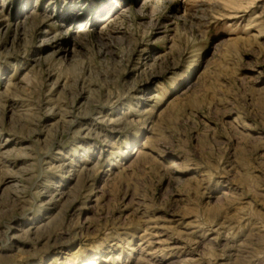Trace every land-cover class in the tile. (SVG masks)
<instances>
[{"label":"rangeland","instance_id":"rangeland-1","mask_svg":"<svg viewBox=\"0 0 264 264\" xmlns=\"http://www.w3.org/2000/svg\"><path fill=\"white\" fill-rule=\"evenodd\" d=\"M0 264H264V0H0Z\"/></svg>","mask_w":264,"mask_h":264},{"label":"bare ground","instance_id":"bare-ground-1","mask_svg":"<svg viewBox=\"0 0 264 264\" xmlns=\"http://www.w3.org/2000/svg\"><path fill=\"white\" fill-rule=\"evenodd\" d=\"M74 209V208H73Z\"/></svg>","mask_w":264,"mask_h":264}]
</instances>
